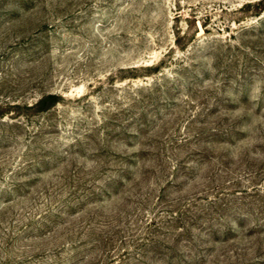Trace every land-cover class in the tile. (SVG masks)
I'll return each mask as SVG.
<instances>
[{"label":"rangeland","instance_id":"rangeland-1","mask_svg":"<svg viewBox=\"0 0 264 264\" xmlns=\"http://www.w3.org/2000/svg\"><path fill=\"white\" fill-rule=\"evenodd\" d=\"M0 264H264V0H0Z\"/></svg>","mask_w":264,"mask_h":264},{"label":"trees","instance_id":"trees-1","mask_svg":"<svg viewBox=\"0 0 264 264\" xmlns=\"http://www.w3.org/2000/svg\"><path fill=\"white\" fill-rule=\"evenodd\" d=\"M53 98H55V96H53ZM43 101H44V100H43ZM43 101L41 100V101H39V103H42Z\"/></svg>","mask_w":264,"mask_h":264}]
</instances>
